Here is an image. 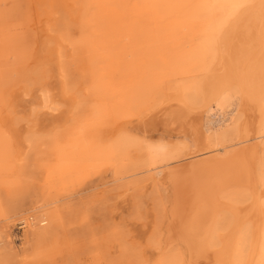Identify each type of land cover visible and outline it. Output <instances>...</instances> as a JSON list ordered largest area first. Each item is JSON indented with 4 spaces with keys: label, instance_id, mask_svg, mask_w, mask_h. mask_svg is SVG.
<instances>
[{
    "label": "rangeland",
    "instance_id": "rangeland-1",
    "mask_svg": "<svg viewBox=\"0 0 264 264\" xmlns=\"http://www.w3.org/2000/svg\"><path fill=\"white\" fill-rule=\"evenodd\" d=\"M220 16L210 0H0V264H185L162 250L176 199L163 176L198 145L138 121L176 93L207 106ZM237 105L209 104L203 129L227 165L251 147L264 177V132L240 144ZM240 186L193 264L234 258L232 217L252 206Z\"/></svg>",
    "mask_w": 264,
    "mask_h": 264
},
{
    "label": "bare ground",
    "instance_id": "bare-ground-1",
    "mask_svg": "<svg viewBox=\"0 0 264 264\" xmlns=\"http://www.w3.org/2000/svg\"><path fill=\"white\" fill-rule=\"evenodd\" d=\"M210 2L217 16L219 14L223 17V24H220L221 30L219 28V35L214 42L216 58L210 75L202 82V92L208 93L206 97L209 96V103L206 105L213 104L219 112L223 111L226 104L232 103L236 96V115L242 119L237 124L235 133L240 144H252L260 141L264 132V0ZM253 88L257 91L256 96L253 95ZM234 92L236 94L233 96ZM174 106L179 108L172 111ZM207 106L193 109L180 93H176L167 96L159 109L138 121V129L143 133L157 131L161 126L163 133L173 141L188 137L195 142V146L198 145L195 147L197 150L183 156L182 162L169 166L164 173L163 180L174 184L176 199L165 232L166 247L162 250L173 244L186 257L185 264H193L196 260L194 261L192 253L195 249L204 250L206 245L209 246L205 242L210 235L213 236L214 226L220 222V212L227 206L222 201L223 193L230 187L241 185L240 187L243 186L249 191L252 206L246 210L243 221L237 215L232 217L233 223L240 222L236 227L241 230L239 237L235 236L238 241L234 242L237 245L234 258H231V262L222 259L228 253L225 247L221 250L222 257L219 259L202 253L200 261L201 264H264V177L262 174L260 177L255 175L256 164L251 147L242 151L241 148L237 155L239 162L234 164H225L226 160H221L215 154L217 147H210V135L204 131L202 124V116L207 111ZM206 155L214 158L209 166L203 161ZM204 209L210 211L207 217L202 216ZM244 238L248 241L246 246V243L243 245ZM210 244L214 250L220 243L214 244L211 241ZM233 246L236 247L234 244ZM199 251L196 253L199 254Z\"/></svg>",
    "mask_w": 264,
    "mask_h": 264
}]
</instances>
